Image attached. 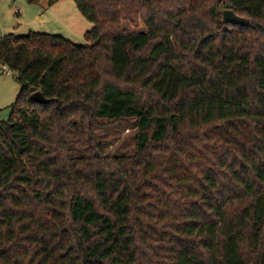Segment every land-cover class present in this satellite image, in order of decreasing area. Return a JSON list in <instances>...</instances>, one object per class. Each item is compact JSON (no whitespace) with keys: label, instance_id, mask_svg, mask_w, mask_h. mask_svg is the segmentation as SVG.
Returning <instances> with one entry per match:
<instances>
[{"label":"trees","instance_id":"obj_1","mask_svg":"<svg viewBox=\"0 0 264 264\" xmlns=\"http://www.w3.org/2000/svg\"><path fill=\"white\" fill-rule=\"evenodd\" d=\"M73 1L85 44L0 36V264H264V0Z\"/></svg>","mask_w":264,"mask_h":264},{"label":"rangeland","instance_id":"obj_2","mask_svg":"<svg viewBox=\"0 0 264 264\" xmlns=\"http://www.w3.org/2000/svg\"><path fill=\"white\" fill-rule=\"evenodd\" d=\"M134 30L145 27L140 21L134 25L122 22ZM91 23L80 13L73 0H0V36L4 34L23 35L29 32L59 34L74 44H85L84 33ZM7 68L0 65V120L9 115L8 106L15 102L20 84L15 73L6 74ZM132 120L103 122L96 128L94 136L106 146L105 153L129 155L135 149V128Z\"/></svg>","mask_w":264,"mask_h":264},{"label":"water","instance_id":"obj_3","mask_svg":"<svg viewBox=\"0 0 264 264\" xmlns=\"http://www.w3.org/2000/svg\"><path fill=\"white\" fill-rule=\"evenodd\" d=\"M222 22L231 23V24H239V25H246L249 23L248 19L236 15L231 9L223 10ZM30 98L34 102L39 103V104H43L48 101L39 90L32 92L30 94Z\"/></svg>","mask_w":264,"mask_h":264},{"label":"built area","instance_id":"obj_4","mask_svg":"<svg viewBox=\"0 0 264 264\" xmlns=\"http://www.w3.org/2000/svg\"><path fill=\"white\" fill-rule=\"evenodd\" d=\"M11 73V71L9 69L6 70V74H9Z\"/></svg>","mask_w":264,"mask_h":264}]
</instances>
